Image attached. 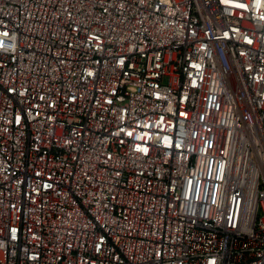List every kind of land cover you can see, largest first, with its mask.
I'll list each match as a JSON object with an SVG mask.
<instances>
[{"label":"built area","instance_id":"built-area-1","mask_svg":"<svg viewBox=\"0 0 264 264\" xmlns=\"http://www.w3.org/2000/svg\"><path fill=\"white\" fill-rule=\"evenodd\" d=\"M0 264H264V0H0Z\"/></svg>","mask_w":264,"mask_h":264}]
</instances>
